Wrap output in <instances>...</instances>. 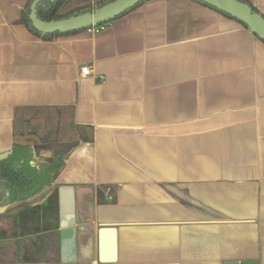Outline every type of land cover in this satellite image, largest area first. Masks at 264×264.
Listing matches in <instances>:
<instances>
[{"label": "crops", "instance_id": "0c3cea01", "mask_svg": "<svg viewBox=\"0 0 264 264\" xmlns=\"http://www.w3.org/2000/svg\"><path fill=\"white\" fill-rule=\"evenodd\" d=\"M28 1L0 0V157L37 140L20 107H74L93 139L0 205V264H264V42L194 0L44 41Z\"/></svg>", "mask_w": 264, "mask_h": 264}, {"label": "trees", "instance_id": "16d2710c", "mask_svg": "<svg viewBox=\"0 0 264 264\" xmlns=\"http://www.w3.org/2000/svg\"><path fill=\"white\" fill-rule=\"evenodd\" d=\"M113 1L115 0H43L37 6V14L42 21H59L91 13ZM145 1L147 0L143 2ZM194 1L234 19L203 2ZM239 1L249 4L253 12L261 14L253 3ZM33 2L34 0L28 1L18 22L37 38L53 41L86 30L46 34L37 31L30 19ZM143 2L113 20L128 14ZM239 23L248 29L245 24ZM14 134L18 138L36 136L37 140L29 139L27 144L15 143L9 154L0 157L1 206L30 199L51 186L65 168V162L71 153L81 144L92 141L93 128L76 124L74 107H20L15 110ZM45 150L53 153L52 158L41 156V151Z\"/></svg>", "mask_w": 264, "mask_h": 264}, {"label": "water", "instance_id": "95a60500", "mask_svg": "<svg viewBox=\"0 0 264 264\" xmlns=\"http://www.w3.org/2000/svg\"><path fill=\"white\" fill-rule=\"evenodd\" d=\"M43 0H34L31 8L30 19L33 27L41 33H67L81 29H87L91 25H100L108 23L114 18L120 16L124 12L132 9L134 6L144 0H115L100 8H97L91 13H86L74 16L68 19L59 21H42L37 14V6ZM203 2L223 13H226L245 24L248 29L264 42V16L253 12L249 4L239 0H197ZM254 7H256L254 5ZM110 234L114 236L115 230H111ZM112 246L114 241L112 240Z\"/></svg>", "mask_w": 264, "mask_h": 264}, {"label": "built area", "instance_id": "2783aa9c", "mask_svg": "<svg viewBox=\"0 0 264 264\" xmlns=\"http://www.w3.org/2000/svg\"><path fill=\"white\" fill-rule=\"evenodd\" d=\"M106 28H107V23L100 24V25L94 24V25H91L90 27H88L86 29V31L91 35H98V34L102 33L103 31H105ZM90 74H91V70L89 67H84L81 69V75L88 76ZM100 80L103 82L105 80V78L101 77ZM106 199H107V201H110V202L114 201V197L112 195L111 188H108L106 190Z\"/></svg>", "mask_w": 264, "mask_h": 264}]
</instances>
